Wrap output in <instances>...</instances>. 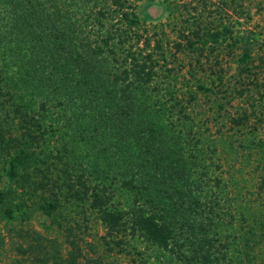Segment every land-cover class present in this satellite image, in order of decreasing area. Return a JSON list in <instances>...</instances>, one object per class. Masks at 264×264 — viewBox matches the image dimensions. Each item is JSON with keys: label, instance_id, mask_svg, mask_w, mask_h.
Segmentation results:
<instances>
[{"label": "trees", "instance_id": "obj_1", "mask_svg": "<svg viewBox=\"0 0 264 264\" xmlns=\"http://www.w3.org/2000/svg\"><path fill=\"white\" fill-rule=\"evenodd\" d=\"M132 1L0 0L22 41L15 43V50L7 45L8 56L17 57V77L12 82L21 83L28 93L45 94L47 101L54 100L51 107L77 109L84 122L72 129L73 140L89 147L95 157L91 170L66 146L63 152L61 146L52 154L46 147L51 127L24 103L22 94H18L22 100L16 98L4 73L10 62L0 65V163L7 179V185L0 188V223L17 215L28 217L31 200L58 228L62 227L59 219L64 209L86 207L96 212L109 236L128 231L131 237L140 236L180 264H264V256L254 251L259 247L254 242L256 235H249L246 249L241 250L236 244L229 248L217 233L215 192L221 180L215 177L212 184L208 182L202 137L192 130L186 135L178 126L179 115H188L186 107L194 105L196 93L210 97L214 89L200 82L194 85L197 92L185 91V102L177 99L168 84L174 70L165 64V46L156 41L152 47L151 39L139 33L142 23ZM113 20L118 26L111 24ZM177 33L174 51L194 55L197 67L204 59L212 71L225 57L235 58L237 80L230 91L243 101L248 95L250 104L241 113L237 111L229 129L239 126L233 132L238 146L249 144L252 148L254 123L264 117L254 106L256 96L264 97L263 58L254 64L250 39L227 36L229 29L219 28L215 22L207 25L195 18ZM23 43L26 50L20 48ZM158 71L166 72L163 77L168 81L162 90L160 82L159 86L155 82ZM217 78L222 83L221 77ZM212 86L217 87L215 83ZM43 105L45 102L40 110ZM214 105L220 110L221 104ZM75 119L80 121V117ZM251 119L249 139L241 136L242 132L237 136L235 133ZM257 142V188L261 195L264 148H260L261 140ZM94 172L98 180L92 183ZM109 178L118 180L119 191L129 200L127 208L112 204L105 182ZM261 200L264 209V197ZM1 242L0 234V246ZM69 245L65 257L58 250L49 256L42 254V264L48 257L51 264H81L77 240H70ZM37 247L45 250V246Z\"/></svg>", "mask_w": 264, "mask_h": 264}, {"label": "rangeland", "instance_id": "obj_2", "mask_svg": "<svg viewBox=\"0 0 264 264\" xmlns=\"http://www.w3.org/2000/svg\"><path fill=\"white\" fill-rule=\"evenodd\" d=\"M202 1L133 0L132 2L135 13L142 23L139 33L143 38L147 36L151 39L152 47L156 41L163 42L167 61L165 64L167 68L174 70L169 77V82L163 77L166 72L158 71L155 82L157 85L160 82L159 88L162 90V84L165 81L166 84L168 82L173 94H176L177 99L183 98L184 102L187 97L185 91L197 92L194 86L197 83H204L205 86L214 89L215 92L210 94V97L204 96L203 93H196L197 100L194 105L186 107L188 115H179L178 126L186 135H189V130H192L199 139L202 137L201 151L206 158L208 182L212 184L215 177L221 180L220 188L215 192V200L219 204L214 208L219 222V227L216 228L217 233L229 248L236 244L241 250L246 249L245 239L249 238V235H256L257 239L254 242L259 244V247H255L254 251L259 252L263 257L264 226H260L259 222L262 221L264 224V209L260 207L264 194L259 195L260 191L257 188L259 179L256 160L259 154L257 148L260 146L258 140H261L263 144L260 148H264V117L254 123L256 130L253 147L251 148L249 144L246 148L238 146L237 137L233 136V132L239 126L234 125L233 129H229L230 122L231 119H237V111L241 113L248 108L250 100L248 95H245L243 101L241 97L230 91L235 84L234 81L237 80L235 58L225 57L221 60L219 67H214L210 71L212 67L209 68L204 59L201 60L202 66L197 67L194 63L196 61L194 55L184 51L175 52L172 43L177 40L178 28L194 22L195 18L207 25L215 22L217 27L225 26L229 29L230 33L227 36L248 37L252 44V54L255 56L254 64H257L258 58L261 57L264 60V0H205L204 4ZM204 8L206 10H203ZM4 18L7 19L3 21ZM185 19L188 20L187 24ZM111 24L118 26V21L113 20ZM144 30H147L148 34L144 33ZM15 35L13 19L8 17L3 3L0 2V65L4 66L6 61L10 62L9 69L7 68L4 72L6 77L3 76L15 91L13 93L16 98L18 100L23 98L24 103L31 110L41 114L44 124L48 128L51 127L46 147L52 151V154H55L61 146V152H63L66 146L68 151L72 150L76 156L82 158L78 160L84 161L89 167L94 166L95 157L92 150L75 142V135L72 132V129L77 127L76 124L80 125L84 122L83 115L71 106L64 109L51 107L54 106L52 105L54 100L47 101L45 94L38 91L37 93L29 92V94L28 91H24L21 83L12 82L17 77L15 62L17 57L13 55L10 57L11 54L8 56L7 45L15 50L17 49L15 43L22 42L18 34ZM20 48L26 50L27 46L23 43ZM16 54L19 56L18 53ZM213 62L211 56L210 66ZM217 76L221 77L222 83ZM213 83L217 86L216 88L221 87L220 90L213 87ZM18 94H22V98ZM161 94L166 93L162 91ZM252 95L254 96V93ZM43 102L46 104L43 105L44 111L39 109ZM214 103L221 104L220 110L215 108ZM254 106L257 112L259 110L264 112V97L256 96ZM186 116H190L192 120H187ZM75 117H80L78 123ZM252 122L253 119L235 134L238 136L239 132H242L241 136L244 134L245 138L249 139L248 127L252 126ZM189 139L192 144L191 138ZM254 144H257V147ZM212 146L215 151H211ZM186 148L190 151L191 146L188 145ZM90 168L93 170L92 167ZM90 180L92 183L97 182L95 172ZM105 182L112 193V204L120 209L127 208L129 200L119 191L118 180L111 181L109 178ZM6 185L7 179L3 175L0 163V188ZM34 200L36 201L37 198ZM26 211L28 217L20 218L17 215L15 219L0 223L2 241L0 264H42L40 256L44 253L49 256L53 250H58L59 255L65 257L70 250L69 241L72 239L77 240L81 255L78 261L81 264H180L174 257H169L167 253L149 245L140 236L131 237L128 231L126 235L118 233L109 236L107 228L98 219L96 212L86 207L64 209L59 219L62 225L60 228L55 224L51 225V220L37 210L33 200L28 202ZM121 239L125 241L120 242ZM31 245L35 247L31 249ZM38 245L45 246V250L41 251ZM48 258L45 264H51L52 260Z\"/></svg>", "mask_w": 264, "mask_h": 264}]
</instances>
